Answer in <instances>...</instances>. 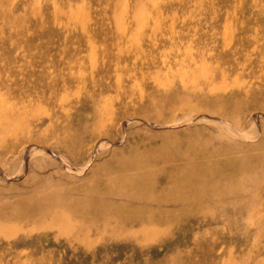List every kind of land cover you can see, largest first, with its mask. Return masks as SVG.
Returning <instances> with one entry per match:
<instances>
[{
	"label": "rangeland",
	"instance_id": "obj_1",
	"mask_svg": "<svg viewBox=\"0 0 264 264\" xmlns=\"http://www.w3.org/2000/svg\"><path fill=\"white\" fill-rule=\"evenodd\" d=\"M0 264H264V0H0Z\"/></svg>",
	"mask_w": 264,
	"mask_h": 264
},
{
	"label": "bare ground",
	"instance_id": "obj_2",
	"mask_svg": "<svg viewBox=\"0 0 264 264\" xmlns=\"http://www.w3.org/2000/svg\"><path fill=\"white\" fill-rule=\"evenodd\" d=\"M122 121V120H121ZM165 126V125H164ZM97 142H98V140H97ZM98 145V144H97ZM96 150V149H95ZM91 153H93V151H91ZM165 158V157H164ZM167 160H169V159H167Z\"/></svg>",
	"mask_w": 264,
	"mask_h": 264
}]
</instances>
